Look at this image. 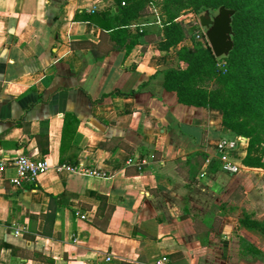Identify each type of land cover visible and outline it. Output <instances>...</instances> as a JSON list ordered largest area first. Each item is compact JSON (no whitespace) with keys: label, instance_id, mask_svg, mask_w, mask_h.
Listing matches in <instances>:
<instances>
[{"label":"crops","instance_id":"1","mask_svg":"<svg viewBox=\"0 0 264 264\" xmlns=\"http://www.w3.org/2000/svg\"><path fill=\"white\" fill-rule=\"evenodd\" d=\"M112 4L0 0V159L51 164L32 186L11 183L14 165L0 170V264H156L163 255L170 264H264L241 252L245 237L264 253V233L240 222L250 208L264 219V167L243 164L248 142L219 153L222 138L236 137L221 113L180 103L160 76L131 94L173 57L159 22L144 23L156 38L144 39L137 66V45L126 57L109 31L77 18ZM117 139L134 151L115 149ZM201 154L221 168L204 164L191 186ZM62 158L106 176L59 171ZM227 161L239 172L224 170ZM99 195L115 206L107 230L94 224L105 213Z\"/></svg>","mask_w":264,"mask_h":264},{"label":"trees","instance_id":"2","mask_svg":"<svg viewBox=\"0 0 264 264\" xmlns=\"http://www.w3.org/2000/svg\"><path fill=\"white\" fill-rule=\"evenodd\" d=\"M150 2L113 0L110 9L84 11L77 18L92 21L106 32L109 31L111 39L117 43L114 48L124 50L126 57L133 53L137 45L138 66L148 49L145 41L151 42L155 39L152 33L144 28L145 19L154 15ZM221 5L237 10L233 17L235 45L231 54L225 58L228 64L226 69L219 67L220 60L215 56L205 33H202V38L197 37V33L202 32L200 24L190 23L191 27L187 29L184 21L180 19L182 11L186 8L192 7L200 13L205 9H217ZM161 10V49L171 53L172 61L143 81L131 94L143 92L153 79L160 76L163 89L174 92L180 103L219 111L223 129L247 139L248 147L242 159L243 164L263 168L264 0H163ZM135 20L137 26L133 31L130 26ZM210 83H216L218 87H210ZM222 86L226 89L225 93ZM114 92L116 91L106 96ZM241 113L249 116L241 118ZM72 118V115H67L65 132ZM115 143V149L134 151V147L123 139H117ZM47 153V149H43V155L46 156ZM200 157L197 161L200 163L199 168H192L188 176L187 181L191 186L199 182L197 175L201 173L204 164L207 173L221 168L216 160L206 164L207 155ZM61 163H65L64 158ZM99 199L105 213L97 217L94 224L107 230L115 206L108 204L104 195H99ZM240 222L264 233V220L259 219L252 208L243 210ZM241 252L243 255L264 256L262 250L245 237H241ZM176 257L178 259L180 256L175 255L174 258Z\"/></svg>","mask_w":264,"mask_h":264},{"label":"built area","instance_id":"3","mask_svg":"<svg viewBox=\"0 0 264 264\" xmlns=\"http://www.w3.org/2000/svg\"><path fill=\"white\" fill-rule=\"evenodd\" d=\"M203 30V29H202ZM198 38H202V33H197ZM207 39V38H206ZM247 139L242 136H236L234 138L225 137L222 138L217 144V150L221 154H227L233 150H236L240 144H245ZM146 163L145 160L141 164ZM8 165H14L17 168V175L11 178V183L18 187H23L26 185H35L39 177L45 173L51 164L47 158H35L33 156L22 154L13 160L0 159V170L5 169ZM59 171H70L79 173L90 177H105L106 172L95 167H91L87 164H71V163H61L57 166ZM223 169L231 172L237 173L240 170V166L233 162H225L223 164ZM82 219L87 218L85 214L77 213ZM17 233L20 231L17 230ZM110 255L107 256V260H111ZM156 264H170V257L168 255H163L160 257Z\"/></svg>","mask_w":264,"mask_h":264},{"label":"water","instance_id":"4","mask_svg":"<svg viewBox=\"0 0 264 264\" xmlns=\"http://www.w3.org/2000/svg\"><path fill=\"white\" fill-rule=\"evenodd\" d=\"M236 13V9L226 5L199 13L200 26L204 28L209 45L218 59L228 57L234 48L233 17Z\"/></svg>","mask_w":264,"mask_h":264},{"label":"rangeland","instance_id":"5","mask_svg":"<svg viewBox=\"0 0 264 264\" xmlns=\"http://www.w3.org/2000/svg\"><path fill=\"white\" fill-rule=\"evenodd\" d=\"M150 5L154 11V15H152L151 17L149 18H146L145 21L147 23H152V22H159L160 23V27H159V33H162V23H161V19H160V15L162 13V10H161V6H162V1L163 0H150ZM153 3V4H152ZM180 19L182 21H184L185 23V27L187 29H189L191 27V24L190 23H195V22H199V12H197L194 8H186L185 10L182 11L181 13V16H180ZM144 20V19H142ZM157 27L153 28V29H156ZM202 32L201 33H205V30L204 28H202ZM158 29H156L157 31ZM156 38V37H155ZM219 67L222 68V69H226L227 68V61L225 60V58H220L219 59ZM210 87H213V88H216L218 87V84L216 83H210ZM223 88V86L221 87ZM226 89L223 88V92L225 93ZM240 101L237 103L239 104ZM244 116H249L248 114H240V117H244ZM242 207V206H241ZM264 220V219H263Z\"/></svg>","mask_w":264,"mask_h":264}]
</instances>
